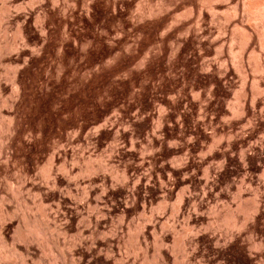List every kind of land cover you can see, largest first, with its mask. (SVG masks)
<instances>
[{
  "label": "rangeland",
  "instance_id": "rangeland-1",
  "mask_svg": "<svg viewBox=\"0 0 264 264\" xmlns=\"http://www.w3.org/2000/svg\"><path fill=\"white\" fill-rule=\"evenodd\" d=\"M263 17L0 0V264H264Z\"/></svg>",
  "mask_w": 264,
  "mask_h": 264
},
{
  "label": "bare ground",
  "instance_id": "bare-ground-1",
  "mask_svg": "<svg viewBox=\"0 0 264 264\" xmlns=\"http://www.w3.org/2000/svg\"><path fill=\"white\" fill-rule=\"evenodd\" d=\"M261 1H264V0H261ZM247 2V1H246ZM251 2V1H250ZM263 3V2H262ZM255 5V4H254ZM249 6V5H248ZM9 7L10 6H8V2L7 1H4V3H3V7H2V10H1V17H6V15L8 14V12H9ZM263 7V6H262ZM255 8H257V7H255ZM255 10V9H254ZM264 18V17H263ZM262 18V19H263ZM2 23H3V20H2ZM2 27V26H1ZM6 56V55H5ZM2 59H4V58H2V56L0 55V62H1V60ZM7 73V72H6ZM14 75V74H13ZM16 77H14L13 78V80H15V81H17V78L15 79ZM11 82H12V80H11ZM16 83V82H15ZM13 89V88H12ZM1 90H2V86H1V81H0V95L2 94V92H1ZM3 91V90H2ZM3 95V94H2ZM1 98V97H0ZM2 100V99H1ZM3 101V102H2ZM1 101V103H5V101L4 100H2ZM2 107V106H1ZM1 117V116H0ZM3 118V117H2ZM5 119V118H4ZM4 125V124H3ZM6 130V129H5ZM1 131V130H0ZM7 133H8V131H7ZM6 134V133H5ZM1 138V137H0ZM6 138V137H5ZM9 138V137H8ZM7 139V138H6ZM10 139V138H9ZM5 140V139H4ZM4 140H2V141H0V160H1V157H4V155L6 154L7 156H8V154L10 153L9 151V153L7 154V150H6V148L8 149V145H6L7 147H5V142H3ZM6 142H7V140H6ZM9 143V142H8ZM8 143H6V144H8ZM12 144V143H11ZM10 147V146H9ZM6 156V157H7ZM5 158V157H4ZM8 158V157H7ZM13 159V158H12ZM8 160V159H7ZM2 162V161H1ZM63 165V164H62ZM76 167V166H75ZM62 170V169H61ZM60 170V171H61ZM45 171V170H44ZM49 171V170H48ZM47 171V172H48ZM64 171V170H63ZM46 172V173H47ZM50 172V171H49ZM48 172V173H49ZM47 173V174H48ZM68 173V172H67ZM48 175H50V173L48 174ZM44 176V175H43ZM46 176V175H45ZM27 186V185H26ZM28 190V189H27ZM16 191H17V189H16ZM16 191H14V192H16ZM17 193H18V191H17ZM16 193V194H17ZM20 193V192H19ZM18 195H20V194H18ZM3 217H5L4 215H2ZM2 216H0V217H2ZM7 217V216H6ZM3 218H1L0 219V223H2V221L3 220H5V219H3ZM2 220V221H1ZM24 220V222H22V223H19L18 224V227L17 228H20L21 230H20V233H21V235H20V238L22 239V240H25V239H27V238H29V235L28 234H31V233H29L28 231V233H25V230H28L27 229V226L29 225H27V222L25 221V219H23ZM36 225V224H35ZM3 226V225H2ZM30 227V226H29ZM33 229V228H32ZM34 229H35V226H34ZM45 229V228H44ZM36 230H37V232H39V230H38V228L36 227ZM48 230V229H47ZM0 232H2V231H0ZM34 230L32 231V234L31 235H33L34 233ZM36 233V232H35ZM30 239V238H29ZM23 242V241H22ZM53 242H55L54 240H53ZM59 242V241H58ZM57 243V242H56ZM55 245V244H54ZM23 258V257H22Z\"/></svg>",
  "mask_w": 264,
  "mask_h": 264
}]
</instances>
